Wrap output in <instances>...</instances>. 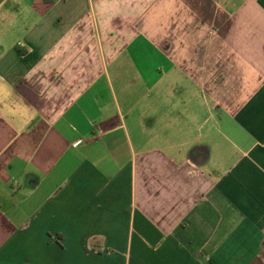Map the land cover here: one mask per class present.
<instances>
[{"label": "crops", "instance_id": "obj_1", "mask_svg": "<svg viewBox=\"0 0 264 264\" xmlns=\"http://www.w3.org/2000/svg\"><path fill=\"white\" fill-rule=\"evenodd\" d=\"M0 264H264V0H0Z\"/></svg>", "mask_w": 264, "mask_h": 264}, {"label": "rangeland", "instance_id": "obj_2", "mask_svg": "<svg viewBox=\"0 0 264 264\" xmlns=\"http://www.w3.org/2000/svg\"><path fill=\"white\" fill-rule=\"evenodd\" d=\"M127 79V78H126Z\"/></svg>", "mask_w": 264, "mask_h": 264}]
</instances>
